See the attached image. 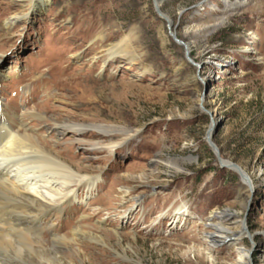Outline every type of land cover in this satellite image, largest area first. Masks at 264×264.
I'll list each match as a JSON object with an SVG mask.
<instances>
[{
    "label": "rangeland",
    "instance_id": "obj_1",
    "mask_svg": "<svg viewBox=\"0 0 264 264\" xmlns=\"http://www.w3.org/2000/svg\"><path fill=\"white\" fill-rule=\"evenodd\" d=\"M48 1L0 0V117L28 114L60 160L96 182L47 222L93 236L67 259L264 264V0H156L171 23L154 0ZM14 16L24 18L7 26ZM122 43L133 61L109 59ZM212 224L237 236L218 238Z\"/></svg>",
    "mask_w": 264,
    "mask_h": 264
},
{
    "label": "bare ground",
    "instance_id": "obj_2",
    "mask_svg": "<svg viewBox=\"0 0 264 264\" xmlns=\"http://www.w3.org/2000/svg\"><path fill=\"white\" fill-rule=\"evenodd\" d=\"M39 1L40 9L49 3L48 0ZM154 3L159 15L171 23L156 0ZM23 18L24 16H14L6 25L12 27L16 20ZM185 46L190 58V46ZM128 49L129 45L122 43L106 53L109 59L120 54L127 55L133 61L135 57ZM1 109L0 107V113ZM27 115L23 114L19 118H10L8 115L0 117V264H73L65 256L66 248L80 240L92 239L93 236L85 233L81 227L72 231L74 235L60 236L56 233L54 224L48 226L47 222L55 215L62 214L66 205L75 203L78 191L82 188L87 196L92 194L96 182L88 177H81L63 163L55 149L46 145L44 137L38 136L26 124ZM32 115L40 120L43 118L41 115ZM54 128L53 131L59 134L67 130H86L85 127L82 129L71 124H55L52 129ZM91 128L96 129L99 134H108L106 127ZM216 149L219 150L217 147ZM222 162L226 169L236 170L232 162L224 159ZM242 172L243 180L251 185V178L243 169ZM184 209V206L177 209L173 223L180 220ZM228 213L213 214L211 219H223ZM212 225L218 238L236 235L221 225ZM46 228L53 232L49 240L45 239ZM243 236L241 234L229 239L236 243ZM96 240L100 241L98 238ZM248 257L249 252H239V258Z\"/></svg>",
    "mask_w": 264,
    "mask_h": 264
},
{
    "label": "water",
    "instance_id": "obj_3",
    "mask_svg": "<svg viewBox=\"0 0 264 264\" xmlns=\"http://www.w3.org/2000/svg\"><path fill=\"white\" fill-rule=\"evenodd\" d=\"M208 139H210V135H209ZM212 147H213V149L215 150V152H216V154H217V156H218V159H219V161H220V164L223 166V162H222V159H221V157H220L219 150L216 149V146H215V145H212ZM232 166H233L235 169H237V170L240 172V174H241L242 176H244V175H243V172H242V169H241L240 166H238L237 164H233V163H232ZM224 167H225V166H224Z\"/></svg>",
    "mask_w": 264,
    "mask_h": 264
}]
</instances>
